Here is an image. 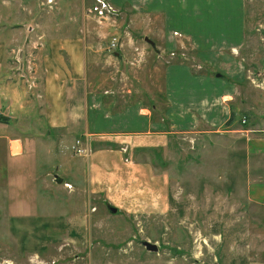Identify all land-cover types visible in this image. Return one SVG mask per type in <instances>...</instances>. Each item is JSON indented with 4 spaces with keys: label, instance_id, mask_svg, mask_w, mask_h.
Masks as SVG:
<instances>
[{
    "label": "crops",
    "instance_id": "0c3cea01",
    "mask_svg": "<svg viewBox=\"0 0 264 264\" xmlns=\"http://www.w3.org/2000/svg\"><path fill=\"white\" fill-rule=\"evenodd\" d=\"M107 1L117 10L116 18L100 27L88 12L93 0H55L54 7L44 1V8L27 0H11L9 15L14 21L3 15L10 6L5 8L8 4L0 0V141L13 144L12 152L6 143L0 148L4 161L0 164H12L18 171L27 166L31 172L25 178H17L20 174L0 177V216L10 218L9 226L21 214L30 217L32 230L26 244L33 250L50 246L46 232L52 216L79 211L48 213L58 199L52 195V175L58 183L74 186L76 193L64 199L78 201L83 213L84 201L99 199L105 175L129 178L130 162L123 163L120 154L124 148L126 152L136 147L164 150L171 140L173 154H180L187 145L194 150L190 146L199 142L200 152L213 153L220 160L218 171L210 173L211 183L221 186L224 182L231 190L212 202L230 199L242 208L264 199V103L249 96L241 58L252 55L249 0ZM41 14L47 28L32 34ZM86 18L92 19L87 21L89 34L83 30ZM196 25H203V35L193 33ZM113 35L119 37L121 47L108 52ZM23 54L32 56L30 61L26 58L27 64L21 61ZM152 54L157 63L164 56L175 58L163 70L164 99L161 95L158 100L164 107L148 109L131 99L119 100L123 88L117 82L102 85L100 76L106 71L126 77L132 57L142 62ZM53 133L63 134L72 143L82 140L88 159L80 171L53 161ZM89 139L109 140L107 144L117 146L92 152ZM56 152L60 156V149ZM111 156L119 163H111ZM175 163L176 175L179 161ZM156 172L153 182L164 184L165 173L160 167ZM27 185L33 186L29 205L13 192L22 186L27 190ZM84 186L89 189L86 193Z\"/></svg>",
    "mask_w": 264,
    "mask_h": 264
},
{
    "label": "rangeland",
    "instance_id": "374dc122",
    "mask_svg": "<svg viewBox=\"0 0 264 264\" xmlns=\"http://www.w3.org/2000/svg\"><path fill=\"white\" fill-rule=\"evenodd\" d=\"M27 1H30L31 5L42 8L45 6L44 1L46 3V0ZM3 2L8 4L4 6L5 8L10 6L9 9L3 8V15H9L12 2L11 0H3ZM248 3V28L252 34L248 46H251L249 50L253 53L241 57L247 71L244 80L248 83L247 88L251 90L249 96L256 103L263 104L264 90L254 88L248 77L251 72H260L264 69V0H249ZM47 5L54 7L55 0ZM43 15L36 19L37 26H34L35 31L32 34L46 30ZM7 20L14 21L11 15ZM7 20L3 18L4 23H8ZM91 20L86 18L83 25L85 33H90L91 25L87 21ZM96 25L102 26L97 22ZM192 27H196L193 33L204 34L203 25ZM253 47H257L255 51L252 50ZM249 50L246 49V52ZM23 55L21 61L27 64L32 56ZM153 55H149L142 62L138 56L132 57L131 62L127 63L126 72L124 71L126 77L118 74L116 77V74L110 75L106 71L103 76H100L102 85L106 87L117 82L119 87L124 89L119 90L120 94L117 96L119 100L131 99V103L140 102L148 109L155 106L157 109L164 107L159 105L160 100H158L161 95L164 99L163 70L175 58L164 56L160 63H157ZM17 60L13 59L15 63H20V60ZM112 68L109 67L110 70ZM126 89H129L130 93L127 94ZM155 100H158L157 104ZM87 142L92 152L117 146L114 143L107 144L109 140L89 139ZM170 142L164 150L136 147L126 152L125 148L121 151L119 149L122 162L125 163L127 160L130 162L131 168L127 173L129 178L111 179L105 175L100 185L99 199H95L97 198L95 196L88 199V202L84 201L83 213L80 211L79 202L75 199H67L65 202L64 198H69L66 195L76 193L73 190L74 186L58 183L56 177L52 175V195L58 199H54L57 201L56 207L50 208L48 213L63 214L68 209L77 208L79 211H74L75 215L71 216H52V225L46 232L50 246L40 251L33 250L26 244L32 230L28 215H19V218H16V224L11 223L12 227L8 223L10 218L0 216V262L10 261L13 264H264V199L259 200L256 206L245 205L242 208L230 199H228L229 203L227 199H221L219 203L212 202L229 190L224 182L221 186L211 183L210 173L218 171L215 167L220 165L219 157L212 155L213 153L200 152L196 146L199 142L190 146V148L194 147V150L188 149V145L186 147L182 145L184 148L181 149L180 154H173ZM4 143L9 148V140ZM4 143L0 141V148ZM71 143L72 141L65 138L63 134L53 133L52 158L53 161L68 163L80 171V166L84 167L88 159L85 157L87 155H75L70 149L67 150L68 152L65 149L61 150L62 147L71 146ZM57 149H60V156L57 155ZM109 160L111 163H119L118 158L113 156ZM175 160L179 161L176 175L173 172V167L177 166ZM0 162L4 164L3 160ZM156 167H160L165 173L164 184L156 185V181L153 182L157 174ZM134 168L140 169L141 174ZM29 171L27 166L25 170L18 171L12 167V164L7 163L5 167L0 164L1 178L15 177L17 176L15 174H20L17 178H25L31 174V172L28 173ZM62 177L66 176L62 174ZM118 180L121 182L118 183ZM220 180L221 177L216 178L215 182L220 183ZM31 188H33L31 185H27V190L25 186L14 188V196L29 205L33 198L30 194ZM83 190L85 193L89 191L87 186H84ZM83 195L86 197L85 194ZM171 195L174 200L171 199ZM0 199H2L1 195ZM111 208L116 209V212H111ZM48 219L43 218V220ZM144 242L156 245L157 251H148Z\"/></svg>",
    "mask_w": 264,
    "mask_h": 264
},
{
    "label": "built area",
    "instance_id": "2783aa9c",
    "mask_svg": "<svg viewBox=\"0 0 264 264\" xmlns=\"http://www.w3.org/2000/svg\"><path fill=\"white\" fill-rule=\"evenodd\" d=\"M53 0H46L47 4H51ZM93 19L99 24H110L116 17L117 10L107 0H93L91 8L88 10ZM121 47V40L118 36H111L108 44V52H114ZM249 81L254 88L264 90V69L260 72H251L249 75ZM244 123V121H242ZM13 144H9V149L12 152ZM75 155H86L87 150L84 148L80 139L75 140L70 148ZM0 264H13L10 261H2Z\"/></svg>",
    "mask_w": 264,
    "mask_h": 264
},
{
    "label": "water",
    "instance_id": "95a60500",
    "mask_svg": "<svg viewBox=\"0 0 264 264\" xmlns=\"http://www.w3.org/2000/svg\"><path fill=\"white\" fill-rule=\"evenodd\" d=\"M145 42L151 44L152 46L154 45L153 42H151V40H149V39H145ZM110 210L113 213L116 212V209H114V208H111ZM143 244H144V246L146 247V249L148 251H150V252H156L157 251V246L156 245L150 244L149 242H144Z\"/></svg>",
    "mask_w": 264,
    "mask_h": 264
}]
</instances>
